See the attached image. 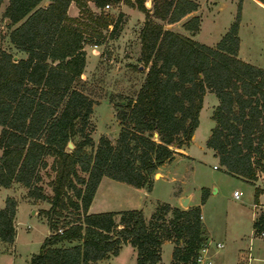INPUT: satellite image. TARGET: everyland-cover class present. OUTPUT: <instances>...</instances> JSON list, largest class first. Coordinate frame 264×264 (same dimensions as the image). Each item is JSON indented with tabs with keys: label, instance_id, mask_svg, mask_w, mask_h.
Here are the masks:
<instances>
[{
	"label": "trees",
	"instance_id": "16d2710c",
	"mask_svg": "<svg viewBox=\"0 0 264 264\" xmlns=\"http://www.w3.org/2000/svg\"><path fill=\"white\" fill-rule=\"evenodd\" d=\"M70 1L7 0L4 9L9 22L17 23L9 33L10 41L26 55L14 60L12 53L0 48V186L20 182L27 196L49 201V207L41 211L49 232L26 264H94L117 254L122 243L135 248L136 264H156L161 243L169 239L175 243L170 264H195L197 250L206 239L199 206L181 208L157 201L149 218L140 208L97 212L87 208L101 176L150 188L157 167L173 157L170 144L190 140L206 89L218 103L212 114L216 125L205 144L217 152L225 173L252 184L256 169L264 166L260 165L264 159V69L237 55L241 0L233 21L213 46L154 19L178 21L196 9L195 1L152 0L150 12L146 0H123L145 14L138 37L140 59L147 69L128 111L116 114L122 127L114 142L101 136L93 154L81 155L64 148L74 120L81 117L85 122L92 109V100L75 87L85 65L84 45L101 43L103 29L110 28L108 36L115 33L117 18L103 7L120 0H92L97 12L86 0H74L77 16L66 13ZM197 23L198 17L193 16L182 25L195 30ZM222 132L231 135L228 145L221 139ZM253 139L257 140L252 149L258 153L256 159L251 153ZM45 155L53 156L51 197L32 187L37 168L46 164ZM78 168L86 172L85 177ZM67 187L76 200L63 197ZM207 191L201 188V203ZM259 191L254 188V199ZM67 205L77 210L76 218L58 224L53 215L61 216ZM14 209L15 200L7 196L0 208L2 241L11 242L15 235ZM253 228L254 233L264 231V212L254 219Z\"/></svg>",
	"mask_w": 264,
	"mask_h": 264
},
{
	"label": "rangeland",
	"instance_id": "374dc122",
	"mask_svg": "<svg viewBox=\"0 0 264 264\" xmlns=\"http://www.w3.org/2000/svg\"><path fill=\"white\" fill-rule=\"evenodd\" d=\"M46 0H42L41 4ZM200 4V10H197L198 16H201V27L198 29L197 23L195 30H189L183 27L182 23L188 16H182L175 23H167L166 20L154 18L162 23L163 27L189 36L194 32L199 35L198 40H202L206 44H212L219 39L221 34L227 29L230 22L233 21L237 8L238 0H196ZM147 1H145V4ZM7 0L0 2V48L16 55V59L20 55H26L24 51L18 50L10 41L9 33L17 25L9 22L4 16V9ZM148 5V3H147ZM146 7L152 8V0L150 5ZM240 21H239V51L240 58L264 65V9L252 0H241ZM135 7V6H134ZM134 7L125 6L122 8L119 4L109 1V6L104 9L105 13H109L113 19L117 18V28L112 36H108L109 29H103L105 38L99 44L88 43L84 46L87 52V63L83 77H79L75 87L85 93L92 100V109L88 115V119L83 122L81 117L74 120L73 132L68 141L71 146L65 145V150L70 152L73 149L78 154L85 152L93 154L98 140L101 136H106L111 142L122 127L116 114L122 111H128V104L132 103L137 95L140 85L144 79L147 65L140 59V42L138 37L139 29L144 21V13L138 11ZM95 10V12H97ZM195 16V15H193ZM190 16L189 18L193 17ZM196 16V17H198ZM187 18V19H189ZM8 19V20H7ZM183 21V22H182ZM197 30V31H196ZM191 34V35H190ZM193 38V36H191ZM217 98L215 94L206 89L201 101V107L198 112V124L191 135L190 140L182 143L186 145V152L190 158H176L164 167V176L160 177V170L157 168L152 174L151 179H155L151 184V191L134 187L125 182H121L125 190H135L140 209L142 211H153L156 200L168 201L171 191L176 184L181 188L191 189L197 183H203L208 178L216 181L218 190L214 194H210L202 205L203 212V234L209 236L211 242L221 241L223 246L215 249L211 248V258L215 260V264H236L239 248L248 251L250 247L249 260L246 257L239 264H264V248L259 233L251 231L250 203L253 201V187L249 182L225 173L214 156H218L215 150H210L205 146V142L210 136V132L216 122L212 118ZM215 104V105H214ZM236 104H233V111L237 112ZM224 131V130H223ZM225 132V131H224ZM156 137V134H153ZM221 139L229 144L231 135L221 134ZM67 141V142H68ZM256 139H253L251 150L253 149ZM189 143V144H188ZM176 142L170 144L176 155L174 146L180 147ZM264 144H261V149ZM252 150V159H256L258 153ZM218 158V157H217ZM45 165L38 167L32 181V187L35 191L51 197L53 195L51 189V181L54 171L51 169L53 161L52 155L43 157ZM261 160V159H259ZM264 163V159L261 160ZM217 164V168L212 165ZM219 169V170H218ZM256 169V176L252 184L259 182L264 185V166ZM192 170V171H191ZM78 173L86 176V172L78 168ZM259 179V180H258ZM76 182V178H74ZM178 181V182H176ZM180 181V183H179ZM78 185V184H76ZM106 184H101L99 193ZM146 186V185H145ZM12 196L6 195L3 206L6 204V197L19 198V205L16 216L17 235L12 246L8 243L0 241V264H26L29 256L36 252L39 245L47 234L48 225L41 211L49 207V201L44 199H34V203L23 201L26 197L27 189L22 184L13 185ZM113 188V187H112ZM237 189L239 191V199L231 196V191ZM0 190V195H1ZM211 191V190H210ZM70 195L76 200L72 190L67 187L63 197ZM136 197V195L134 194ZM29 197V196H27ZM16 198L15 203H16ZM179 207L186 208V204L179 202ZM173 206V204H172ZM33 210V212H31ZM76 209L71 205H67L65 209H61V216L53 215L57 223L68 221L76 218ZM151 214V213H150ZM170 215L165 214L166 218ZM150 216V215H149ZM149 216L147 218H149ZM118 220V216H115ZM13 221V220H12ZM14 223V222H13ZM204 237V236H203ZM261 237V238H260ZM251 242L249 244V240ZM164 241V240H163ZM161 248V256L159 264L171 263V252L175 243L169 239ZM76 240H74V243ZM61 244H65L61 242ZM180 245H182L180 243ZM246 246V248H245ZM252 253V254H251ZM253 256V257H252ZM92 264V263H91ZM118 264H135V255L128 247L123 248ZM177 264H184L178 262ZM187 264H191L187 262Z\"/></svg>",
	"mask_w": 264,
	"mask_h": 264
},
{
	"label": "crops",
	"instance_id": "0c3cea01",
	"mask_svg": "<svg viewBox=\"0 0 264 264\" xmlns=\"http://www.w3.org/2000/svg\"><path fill=\"white\" fill-rule=\"evenodd\" d=\"M193 1L196 2V9H194V10L186 13L185 16H188L187 18H189L190 16H193V15L198 16L197 10L198 11L200 10V4L196 0H193ZM252 1L255 2V3H257L260 7H262L264 9V4L262 2H260L259 0H252ZM45 3H47V0L44 1V4ZM86 3H87V6L91 10H93V11H95V10L98 9L94 5V3H93L92 0H86ZM117 4H119L122 8H124L125 6H127V7L128 6L129 7H134V6H131V5L126 4L123 0H120L119 2H117ZM134 8H136V7H134ZM138 11H140V10H138ZM66 13L69 16H77L78 15L79 9H78V7H77V5H76V3H75L74 0H71L69 2L68 6H67V9H66ZM187 18L184 19V22L186 20H188ZM201 20H202L201 19V16H198V21H199L198 29L201 27ZM175 22H173V23H175ZM230 23H229V25H230ZM169 24H171V23H169ZM229 25H228V27H229ZM228 27H227V29H228ZM238 29H239V24H238ZM226 30L221 34V36L226 32ZM198 35H199V33L197 34L196 32H194V35H191V36H193V39H195V40H197L199 42H202V43L206 44L202 40H198V38H197ZM188 36H189V34H188ZM191 36H189V37H191ZM221 36L219 37V39L221 38ZM218 40H216L212 44H207V45L213 46V45H215L217 43ZM84 48H86V47L84 46ZM238 51H239V46H238ZM87 55L88 54L86 52V54H85V65H84L83 72H82V74H81L80 77H83V75H84V71H85L86 63H87L86 62L87 61ZM20 57H25V55H20ZM238 57L240 58L239 55H238ZM242 60H244V59H242ZM244 61H246V60H244ZM247 62H249V61H247ZM249 63H251V62H249ZM251 64L256 65V66L261 67V68L264 69V65H262V64L261 65H258V63L257 64L251 63ZM217 103H218V100H217L216 104ZM190 142H191V140H190ZM186 145L183 144L180 147L174 146V149L177 151L176 152V155L175 156L173 155L172 159H170V160L162 163L161 165H159L157 167L160 170V177H157L155 179H159V178H161V177L164 176V171H165L164 170V167L169 162L175 160L176 158H190V155L186 152V149H185V146ZM205 146H206V144H205ZM207 148H209V147H207ZM209 149L211 150V148H209ZM214 157H215L216 160L218 159L216 156H214ZM155 179H151V184H152V182H154ZM240 179H242V178H240ZM242 180H244V179H242ZM244 181L248 182L247 180H244ZM121 182H123V181H119V180H116V179H112V178L107 177V176H101V178H100V180H99V182H98V184L96 186V189L94 191V194L92 196V199H91V201H90V203L88 205L87 211L88 212H97V211H104V210H121V209H129V208H139L140 205H139V202H138V199H137V194L135 193L136 189L135 190H125V188L123 187V185H121L122 184ZM176 182H178V181H176ZM16 183L21 184L20 182L13 181L7 187L0 186V190H2L1 191V195H0V208L3 206V203H4V200L3 199L5 198V196L6 195L12 196L11 195L12 194V190H13L12 187ZM179 183H180V181H179ZM203 183H206V184L203 185V184L197 183L196 186L195 187H192L191 189H186L185 187L181 188L180 185L176 184V186L174 187V189L171 191V195L169 196L168 201H166L170 205L173 204V205L179 206V204H180L179 202L181 201V198L187 196L188 197L187 207L199 206V209H200V219H201L202 227H203V218H204L203 212H202V205L205 203L206 199L208 198V196L210 194H214L218 190V186H217L216 181L213 180V179H211V178L210 179L208 178ZM101 184H106V185L101 190V193H99V189H100ZM251 186L253 187V196H254V188L255 187H258L259 190H260L259 193H258V195L256 196V199H253V201L250 203V206H251V204L253 202H255L257 204V206L255 208L250 207V217H249V219L251 221V226H252L251 227V231H253V233H254V228H253V221H254V219H253L252 215L255 214V213H257V212L258 213L264 212V185H262L260 183V181L259 182H256L255 181V183L254 184H251ZM134 187H136V186H134ZM202 187H206L208 189V191H207V195H206V198H205L204 202L201 203L200 202V194H201V188ZM136 188H138V187H136ZM143 188H144V190H146L148 192L151 191V186H150V188H147L145 186L141 187V189H143ZM232 191H231V196L233 198H235V199H239V197H234L232 195ZM25 194H27V193H25ZM134 194L136 195V197L134 196ZM21 199H23V201H25V202L26 201L31 202L30 204H33L34 203V199L31 198V197H27L26 196V197H23ZM18 201H19V198H16L15 209H14V216H13V222H14L13 224H14V227H15V235L13 237V240L11 242H7V241H3L2 242V240H0L2 243H5V244L6 243L7 244L9 243L11 246L15 242L16 235H17L16 234L17 233V229H16V216H17V213H18V211H17V208H18V205H19V202ZM156 201H164V200L158 199ZM140 208H142V207H140ZM31 212H33V210ZM142 212L144 214V217L147 218L152 211H150V212L142 211ZM204 236L207 237V238H210L209 236H206V235H204ZM261 240H262V244H263V248H264V241H263L262 238H261ZM165 242H169L171 244V241L164 240L161 243V247L163 246V244ZM248 242L250 244L251 239ZM222 246H223V244H222ZM125 247H128L129 250L132 252V254L135 255V264H136V250L129 243H122L120 245V248H119L117 254H115V255H108L105 258L98 259V260H96L94 262V264H118V259L120 258V254H121L123 248H125ZM245 248H246V246H245ZM239 251L240 252L238 253L236 264H239V261L240 260L243 261V259L245 257L247 259L248 253H249V257H250V251H247V250L242 249V248H239ZM160 256H161V251H160ZM171 260H172V257H171L170 261ZM159 262L156 263V264H159ZM169 264H170V262H169ZM212 264H215V260H213V263Z\"/></svg>",
	"mask_w": 264,
	"mask_h": 264
},
{
	"label": "built area",
	"instance_id": "2783aa9c",
	"mask_svg": "<svg viewBox=\"0 0 264 264\" xmlns=\"http://www.w3.org/2000/svg\"><path fill=\"white\" fill-rule=\"evenodd\" d=\"M109 6V3H105L104 4V9L107 8ZM217 164H213L212 167L213 168H217ZM232 195L234 197H238L239 196V191L237 189H234L232 191ZM257 206V204L255 202H253L251 204V207L252 208H255ZM258 212L253 214L252 217L253 219H256V217L258 216ZM260 236H264V231H259L258 232ZM213 245V247L215 249H218V248H221L222 247V242L221 241H214V242H211L209 239H207V241H204L200 247L198 248L197 250V253H196V256L194 257V261H195V264H212L213 263V260L211 258V248L209 247V245ZM250 247H248V251H249ZM247 260H249V253L247 255Z\"/></svg>",
	"mask_w": 264,
	"mask_h": 264
},
{
	"label": "water",
	"instance_id": "95a60500",
	"mask_svg": "<svg viewBox=\"0 0 264 264\" xmlns=\"http://www.w3.org/2000/svg\"><path fill=\"white\" fill-rule=\"evenodd\" d=\"M146 1H147L148 5H150L151 0H146ZM147 3L145 4V6L147 5ZM148 5H147V6H148ZM7 20H8V19H7ZM13 59H14V60L16 59V55H13ZM67 145H68V146H71V142L68 141V142H67ZM187 201H188V197H187V196L181 198V203H182V204H186ZM48 232H49V230H47V233H48Z\"/></svg>",
	"mask_w": 264,
	"mask_h": 264
}]
</instances>
